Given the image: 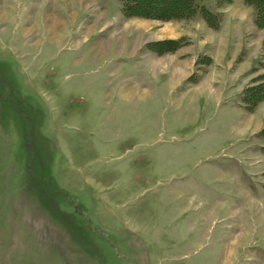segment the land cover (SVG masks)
Segmentation results:
<instances>
[{
	"label": "rangeland",
	"instance_id": "1",
	"mask_svg": "<svg viewBox=\"0 0 264 264\" xmlns=\"http://www.w3.org/2000/svg\"><path fill=\"white\" fill-rule=\"evenodd\" d=\"M200 2L0 0V264H264V25Z\"/></svg>",
	"mask_w": 264,
	"mask_h": 264
},
{
	"label": "trees",
	"instance_id": "2",
	"mask_svg": "<svg viewBox=\"0 0 264 264\" xmlns=\"http://www.w3.org/2000/svg\"><path fill=\"white\" fill-rule=\"evenodd\" d=\"M244 1L253 7L255 21L264 25V0ZM121 10L124 16L149 13L151 15H161L162 18H176L179 16L191 18L200 12L209 25L215 28L219 27L221 19L220 14L211 11L207 6L201 3L200 0H122ZM184 42V39H178L175 45L179 47ZM261 84L264 85V82ZM255 89H257V87L253 86L243 93V102L245 106L254 107L256 105L258 91ZM247 93L250 95L245 98ZM261 93L264 94V90L261 91ZM262 148L264 151V146Z\"/></svg>",
	"mask_w": 264,
	"mask_h": 264
},
{
	"label": "crops",
	"instance_id": "3",
	"mask_svg": "<svg viewBox=\"0 0 264 264\" xmlns=\"http://www.w3.org/2000/svg\"><path fill=\"white\" fill-rule=\"evenodd\" d=\"M220 24H221V25H219L220 27H218L219 29H220L221 26H222V23H220ZM210 27H211V26H210ZM216 29H217V28H216ZM219 29H217V30H219ZM185 35H186V34H185ZM183 38L186 39L185 41L190 42V41H189V37H187V36H181V37H179V38H177V39H183ZM190 40H191V39H190ZM186 44H187V43H186ZM148 55H149V54H148ZM148 55H147V56H148ZM208 56L211 57V63H210V65L213 66V62H214L213 57H212L211 55H208ZM150 58H151V57H150ZM212 60H213V61H212ZM152 61L154 62V64H153L154 70L157 71V72L159 73V76H160L161 74H160V72L158 71V67H157V64H156L157 62H161L160 58H159V59H153ZM196 61H198V60H196ZM255 110H256V109H255ZM255 110H254V111H255Z\"/></svg>",
	"mask_w": 264,
	"mask_h": 264
}]
</instances>
